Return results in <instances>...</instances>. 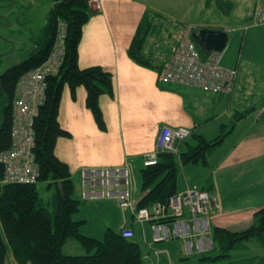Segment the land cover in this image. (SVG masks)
<instances>
[{
	"label": "crops",
	"instance_id": "0c3cea01",
	"mask_svg": "<svg viewBox=\"0 0 264 264\" xmlns=\"http://www.w3.org/2000/svg\"><path fill=\"white\" fill-rule=\"evenodd\" d=\"M258 1L260 0H256L253 5ZM89 2L90 18L82 28L78 45V66L86 68L99 65L110 72L113 91L111 95L101 94L98 97V106L105 123V130L102 131L85 106L84 88L77 87L72 96L68 86L63 87L58 123L69 133V137H59L56 140L54 154L68 165L78 193L81 170L125 165L130 174L132 202L136 204L141 197L138 190L139 171L143 168L145 156L155 150L163 127L184 128L189 131V135L176 143L180 154L190 145H196L194 134L213 140L221 134L222 126L226 131V125L233 124L235 113L248 112L246 117L234 123L222 143L207 155L205 165L199 161L180 166L182 171L178 175L176 186L177 192L196 186L213 193L214 213L207 217L210 229L219 227L237 232L250 227L254 222V213L264 207V117H253L264 102L263 79L255 87V81L249 75L238 78L230 96L161 83L157 79L156 68L144 67L134 62L128 56L127 48L146 11L161 14L168 24L170 21L181 22L182 17L174 18L169 11L170 6H163L162 0ZM198 26L210 25L202 23ZM225 30L229 32L228 29ZM262 40L264 41V37ZM149 44L153 48V43ZM154 52L158 62L164 63L169 57V42H166L163 50L155 49ZM227 65L229 68L235 67V64ZM222 117L227 119V124L221 123ZM247 117L250 122L246 130L237 134L232 145L220 155L218 151L224 141L229 140V137L231 139L237 124ZM211 123L217 128L215 134L219 132L215 137L207 133ZM88 204L91 212L99 217V222L92 231L101 234V237L106 229L118 231L127 222L152 264H195L194 261L182 262L188 255L185 253L184 243L181 245V238L153 242L154 230L148 223L132 222L131 210L113 213L116 206L110 199ZM191 216L183 213L181 219L187 220ZM84 218H76L84 221L82 226L87 224ZM97 233L87 236L100 239ZM193 240L194 245L190 240L191 254L196 257L199 249L196 247V240ZM69 241L72 240H68L63 247ZM4 264H17L9 250Z\"/></svg>",
	"mask_w": 264,
	"mask_h": 264
},
{
	"label": "trees",
	"instance_id": "16d2710c",
	"mask_svg": "<svg viewBox=\"0 0 264 264\" xmlns=\"http://www.w3.org/2000/svg\"><path fill=\"white\" fill-rule=\"evenodd\" d=\"M49 1L51 6L44 25L33 34L30 49L23 52L25 55L18 64L0 75L1 155L18 146V140L15 143L13 134V104L18 81L48 60L58 36L63 33V55L58 71L44 77V99L29 125L32 138L29 152L37 173L35 182L3 184L4 167L0 162V264H4L8 250L17 264H149L148 254L143 253L142 245L134 234L131 238H125L119 231L108 228L100 239L87 237L80 233L83 221L73 219L81 202L73 198L75 185L68 165L54 154L56 140L69 137V133L58 123L62 90L68 86L74 96L76 88L82 86L86 93L85 106L91 112L98 129L103 131L105 123L98 106V97L101 94H112V74L99 65L86 68L78 66L82 28L90 18L89 0ZM219 3L226 8V3ZM166 21L161 14L146 11L127 48V54L134 62L156 68L158 73H161L164 63L158 62L148 40L152 37L160 38L165 32L162 39L165 37L169 42L170 53L171 45L178 38V28L174 24L176 22L170 21L168 24ZM246 113H235L232 127L236 121L246 117ZM18 128L20 136L27 132L24 125ZM230 130L224 131L222 128L221 134L213 140L194 134L196 145H190L178 158L170 153H160L155 165L143 167L139 171L141 197L136 208H151L161 204L167 212L169 198L177 192L180 166L199 161L205 165L207 155L222 143ZM39 182H46L48 190L56 188V193L52 194V210L45 207L39 195ZM253 216V224L242 231L212 228L211 250L196 254L197 264H264L262 256L235 254V251L246 250L247 243L252 239H258L264 245V208ZM171 219L164 216L151 222L159 225ZM68 240L76 241L83 247L85 254L64 255L62 247Z\"/></svg>",
	"mask_w": 264,
	"mask_h": 264
},
{
	"label": "rangeland",
	"instance_id": "374dc122",
	"mask_svg": "<svg viewBox=\"0 0 264 264\" xmlns=\"http://www.w3.org/2000/svg\"><path fill=\"white\" fill-rule=\"evenodd\" d=\"M219 1L226 3V8L224 5L220 4ZM255 1L256 0H192V4L190 0H162V5L170 6L169 11L172 13L174 18L182 17L180 20L181 23L188 22L195 25H202L203 23L214 27H223L228 29V41L225 49L221 52V65L228 67V63L235 64L234 66L237 68V80L238 78H245L249 75L250 79L255 81L253 86L258 87L261 79H263L264 82V41L262 40L264 37V24H255L252 20L251 15L254 6L253 3ZM203 4L205 5L203 6ZM50 6L51 2L49 0H0V75L9 67L18 64L23 59L25 55L23 52L26 53L32 45L33 34L43 27L46 14ZM162 36H164V33H162L160 38L152 37L148 40L149 43H153V49L163 50L165 48L166 42L168 41L165 37L162 39ZM196 46L198 47L197 44ZM234 86L232 89H234ZM258 115V110H256L253 117L258 118ZM249 122L250 121L247 117L243 122L237 124L232 133L231 139L229 137V140H225L224 145L221 149H219L218 152H220V155L224 154V150L228 149L232 145L235 137H238L237 134H241L246 130ZM221 123L227 124V119L222 117ZM213 124L214 123L209 124L207 133H209V135H214L215 137L219 134V132L218 134H215L217 128L214 127ZM226 127L227 130H230L232 128V124L226 125ZM222 128L224 129V126H222ZM18 140L22 141L23 144L26 142L23 137ZM190 143L194 144V142ZM120 169H124L126 171L128 180L126 183L124 180H121L119 183L121 186L117 191H115L114 189L116 188L112 185L113 173L111 171ZM90 170L99 173L98 179L92 182L85 181L83 179L85 172ZM181 171L182 170L180 168L179 173H181ZM80 175L81 180L79 193L77 191V187L74 186L73 198L79 200L81 204L79 205L78 212L73 215V219L78 221L76 218L82 216V218L85 217L84 219L87 220V224L82 226L80 229V233L82 235L87 236L93 233L96 235L97 233L92 230L95 229V224L99 222V217L94 212H91L88 207V202L107 199L113 200L116 206L113 213H116V211L123 212L125 210H131L134 212L135 210L141 209H137V203L133 204L132 202L130 174L125 165L104 169H85L83 171L81 170ZM46 186V182L37 183V189L45 207L52 210V193H56V188L53 187L52 190H48L46 189ZM140 186V177H138L139 192L141 188ZM124 189L129 192L128 202L130 201V203L127 207H121L120 201H116L113 197L106 195H121L125 193ZM100 194H104V196H101ZM78 195H80V197ZM185 215H188V212H186ZM197 215L202 214H196V217L200 218ZM132 219V221L136 220V223H148L151 226V223L147 220H137L134 214ZM187 222H189L190 231H187ZM163 225L164 227L159 225L161 230L156 228L158 237H161L163 240L181 238V245L184 243V247L186 246V248L190 250L191 247L189 242L191 240V243L194 245L193 239H195L196 247L199 249V252H202V249L208 247V240L206 236L207 228H201L198 231V221L195 219L187 218V220H182L178 215ZM122 228H130V226L127 222H124L122 224ZM208 228L210 229V224L208 225ZM148 233L150 234V232ZM169 233L171 234L170 237ZM133 234L134 233L132 232V236ZM98 236L101 237V234ZM155 239L156 238L153 236V240ZM72 241H69L64 247H62V253L64 255L85 254L83 247H81L76 241ZM246 246V250L235 251V254H239V256L259 255L264 257V245L260 244L258 239L250 240ZM211 247H209V250H211ZM209 250L206 251L208 252ZM188 254L189 253H187V255ZM190 255L194 256L186 257V259L182 260V262L191 263L194 261L195 264H197L198 260L195 257V254L190 253Z\"/></svg>",
	"mask_w": 264,
	"mask_h": 264
},
{
	"label": "built area",
	"instance_id": "2783aa9c",
	"mask_svg": "<svg viewBox=\"0 0 264 264\" xmlns=\"http://www.w3.org/2000/svg\"><path fill=\"white\" fill-rule=\"evenodd\" d=\"M253 20L255 24H264V0H260L253 9ZM191 26L187 25L178 32V38L173 47L170 59L165 64L159 75V80L179 85L194 87L203 91L229 94L232 91L236 80L237 70L226 68L221 65V54L211 52L205 57H201L194 43L190 38ZM63 33L58 36L54 44V49L48 60L35 71L23 76L18 84L16 97L14 100V137L15 143L19 137L26 135V142L18 140V146L0 155V161L4 165V181L8 183H30L35 180V166L30 156L32 138L29 125L36 114L38 104L44 98V77L47 74L55 73L60 64V55L62 52ZM264 110V107L262 108ZM19 125H24L27 132L20 136ZM189 132L183 128L171 129L163 127L158 135L155 150L149 153L144 161V166H152L157 163L158 154L162 152L176 153L175 143L183 140ZM22 139V138H20ZM113 173L112 185L115 191L121 186L120 181L128 180L124 169L111 171ZM98 172L92 170L86 171L84 180L92 182L98 179ZM124 194L108 195L116 201H120L121 207H127L129 192L124 189ZM104 196V194H100ZM211 195L196 187L188 188L180 194L172 196L168 203V209L171 213H166L161 204L154 205L150 210L141 208L135 212L137 220H152L159 217L181 215L182 207L187 206L191 213L202 214L204 216L198 222V231L206 228V217L211 208ZM155 228V227H154ZM159 229V227H156ZM122 236L130 238L132 231L128 228H122ZM155 241L162 240L155 237ZM208 240V239H207ZM209 248V240L208 247Z\"/></svg>",
	"mask_w": 264,
	"mask_h": 264
},
{
	"label": "water",
	"instance_id": "95a60500",
	"mask_svg": "<svg viewBox=\"0 0 264 264\" xmlns=\"http://www.w3.org/2000/svg\"><path fill=\"white\" fill-rule=\"evenodd\" d=\"M192 40L204 53L222 52L228 41V33L221 28L202 27L195 29L191 34Z\"/></svg>",
	"mask_w": 264,
	"mask_h": 264
}]
</instances>
